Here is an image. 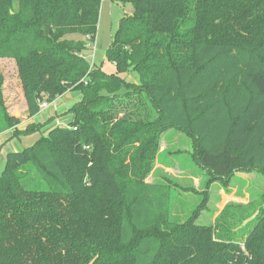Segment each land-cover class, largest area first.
I'll use <instances>...</instances> for the list:
<instances>
[{"label": "trees", "instance_id": "trees-1", "mask_svg": "<svg viewBox=\"0 0 264 264\" xmlns=\"http://www.w3.org/2000/svg\"><path fill=\"white\" fill-rule=\"evenodd\" d=\"M102 1L0 0V59L16 62L28 116L83 95L68 125L7 154L0 264H264V207L227 205V224L252 220L217 229L197 211L175 217L170 185L147 181L173 128L215 176L264 172V0H112L134 12L107 51L111 74L87 56ZM21 124L0 75V134L46 126Z\"/></svg>", "mask_w": 264, "mask_h": 264}, {"label": "rangeland", "instance_id": "rangeland-1", "mask_svg": "<svg viewBox=\"0 0 264 264\" xmlns=\"http://www.w3.org/2000/svg\"><path fill=\"white\" fill-rule=\"evenodd\" d=\"M133 12L134 6L130 2L102 1L97 36L93 49L87 51V56L90 61L94 59L95 62L101 63L106 73L111 74L116 70L114 62L109 61L106 55L119 29L120 20ZM71 37L80 38V35L74 34ZM0 75L4 78V95L9 111L21 118L20 128L23 129L32 122L27 113L16 62L13 59H0ZM124 76L130 81H139V74L136 71L127 72ZM70 95L72 101H67V97L62 98L61 101L66 108H59L56 116L48 118L49 125L43 126L38 136L46 133L51 126L70 123L72 118L65 113L66 109L71 108L74 105L71 103L83 96L81 91H74ZM57 106H60V103H51L45 110V115L55 112L54 108ZM46 119L47 116L41 114L37 121ZM10 136V133L0 135V175L5 169L8 151H13L11 148H14V143L11 145L6 143ZM195 155L196 146L192 135L177 128L166 131L163 134L161 150L147 181L152 183L162 181L170 185L169 192L174 201L175 217L184 221L197 211L199 212L197 223L212 224L217 229H222L226 225L231 232L240 231L252 218L236 226L232 223L227 224L222 213L227 205L239 203L253 205V210L255 209L258 215L260 209L264 207V172L256 168L239 169L227 179L215 176L196 160Z\"/></svg>", "mask_w": 264, "mask_h": 264}, {"label": "crops", "instance_id": "crops-1", "mask_svg": "<svg viewBox=\"0 0 264 264\" xmlns=\"http://www.w3.org/2000/svg\"><path fill=\"white\" fill-rule=\"evenodd\" d=\"M97 65H101V63L99 64V63H97V62H95ZM115 64V63H114ZM103 70L105 71V68L103 67ZM116 71V70H115ZM114 73V72H113ZM74 91H69V92H67V93H65L64 95H62L59 99H58V101L56 102V104L58 103H60V106H57V107H55L54 108V111L55 112H52V113H50L49 115H45V110L43 111V112H41V113H39L37 116H35V117H33V118H31V122H37V123H46L45 125L47 126V125H49L48 123H47V120H48V118L50 119V118H52L53 116H56V111L57 110H59V108H61V109H63V108H66V106L63 104V102L61 101L62 100V98L63 97H67V101L68 100H70V101H72V97H71V95H70V93H73ZM25 100V99H24ZM81 100V99H80ZM80 100H77V101H75V102H73V103H71V104H74V103H76V102H78V101H80ZM26 101V100H25ZM26 107H27V105H26ZM68 109H69V107L66 109V112L68 111ZM47 110V109H46ZM41 114H43V116H47V119L45 120V121H37V118H38V116H40ZM69 116H71V118H72V114H68ZM72 120V119H71ZM68 121V120H67ZM55 126V125H54ZM21 127V126H20ZM52 127V126H51ZM50 127V128H51ZM22 129V128H21ZM49 130V129H48ZM48 130H47V132H48ZM46 132V133H47ZM7 133H10L11 134V136L9 137V138H7V140L6 141H8V142H6L7 143V145H11V144H13L14 143V148H11V149H13V151H17V150H22V149H24L25 147H27V146H29V145H32L34 142H36L37 140H38V138H40V136H41V134H40V136H38V134L40 133V132H34V133H32V134H27V135H21V136H18V137H12L13 135V131L12 130H8V131H5V132H3V133H1L0 135H3V134H7ZM4 143L2 142V145H3ZM8 153H9V151H8Z\"/></svg>", "mask_w": 264, "mask_h": 264}, {"label": "built area", "instance_id": "built-area-1", "mask_svg": "<svg viewBox=\"0 0 264 264\" xmlns=\"http://www.w3.org/2000/svg\"><path fill=\"white\" fill-rule=\"evenodd\" d=\"M93 43H94V41H92V40H90V41L88 42V46H89L90 50L93 49ZM91 64H92V65H95V61H94V59L91 61ZM60 97H61V96L57 97V99L54 100L53 102H49V101H47V100L40 101V108H41V111L46 110V109L50 106L51 103H56Z\"/></svg>", "mask_w": 264, "mask_h": 264}]
</instances>
